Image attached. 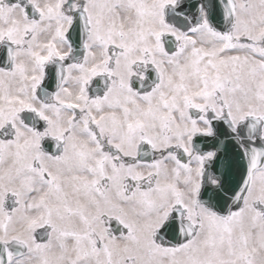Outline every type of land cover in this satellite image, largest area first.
I'll list each match as a JSON object with an SVG mask.
<instances>
[{"label":"snow or ice","instance_id":"obj_1","mask_svg":"<svg viewBox=\"0 0 264 264\" xmlns=\"http://www.w3.org/2000/svg\"><path fill=\"white\" fill-rule=\"evenodd\" d=\"M0 264H264V0H0Z\"/></svg>","mask_w":264,"mask_h":264}]
</instances>
